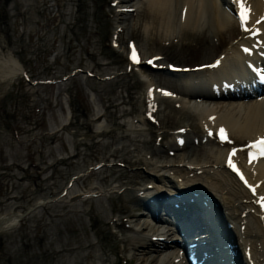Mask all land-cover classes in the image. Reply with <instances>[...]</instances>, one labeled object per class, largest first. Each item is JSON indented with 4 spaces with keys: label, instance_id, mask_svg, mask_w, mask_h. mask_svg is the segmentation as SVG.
<instances>
[{
    "label": "rangeland",
    "instance_id": "rangeland-1",
    "mask_svg": "<svg viewBox=\"0 0 264 264\" xmlns=\"http://www.w3.org/2000/svg\"><path fill=\"white\" fill-rule=\"evenodd\" d=\"M116 1L0 0L1 52H11L26 75L0 95V216L32 207L10 229L0 230V264H140L126 241L147 233L145 220L156 224L160 218L147 214L140 200L148 180L143 167L126 162L138 155L128 134L140 135L163 155L158 161L181 153L168 150L176 148L173 142L162 147L176 130L184 129L181 150L187 156L203 159L218 149L197 136L189 110L179 111L169 99L157 102L159 125L134 120L151 118L147 79L176 85L181 71L169 73L168 64L185 65L188 72L211 62L207 40L195 41L205 36L212 47L215 37L207 28L192 37L178 26L173 34L157 30V23L147 26L144 0L142 12L130 11L136 21L129 29L114 8L131 3ZM128 41L142 54L140 67L127 58ZM144 57L154 58L156 67ZM134 173L144 178L141 186L127 182ZM123 205L130 207L129 216L118 209ZM177 236L174 231L171 241Z\"/></svg>",
    "mask_w": 264,
    "mask_h": 264
},
{
    "label": "bare ground",
    "instance_id": "bare-ground-1",
    "mask_svg": "<svg viewBox=\"0 0 264 264\" xmlns=\"http://www.w3.org/2000/svg\"><path fill=\"white\" fill-rule=\"evenodd\" d=\"M141 1L117 0V3L131 4L126 6L116 4L117 8H114L116 19L127 20V27L129 29L133 27L136 20L130 18L131 12L143 11L142 6L139 5ZM144 1L143 13L148 16L143 20L148 23L147 26L157 23V30L170 34H173L174 28L178 26L179 30L191 31L192 37L193 32L198 34L202 29L207 28L212 38L215 37L217 44L209 47L210 38L207 39L205 36L198 38L195 43L198 42L199 45H205L204 40H207L209 55L213 56V60L208 61L209 63L203 61L205 68L179 72L180 77L176 85L159 84L158 81L147 77L144 93L145 103L151 108L149 110L151 118L137 116L134 120L141 124L146 122L151 126L159 125L160 118L154 117L158 112L157 102L169 99L182 111L189 110L199 126L197 136L206 142H211L212 146L215 144L218 149L210 150L208 152L210 154L206 152L203 159L187 156V153H182L181 150L184 147L181 140L184 129H181L175 131L177 133L171 141L162 144L165 148L173 142L176 148L171 149V147L168 150L181 151V153H171V160L158 161L157 158L163 155L150 150L144 139L137 138L140 135L136 134L137 137L134 135L132 137L128 134L132 150L138 155L135 160L127 159L126 162L143 167V173L148 180L143 189H140L144 193L140 200L144 202L147 214L156 207L155 200L162 196L178 197L191 194L202 207H198L197 203H190L182 205L185 209L176 211L169 203L158 202L161 217L156 221L159 222L152 224L145 220L143 227L147 233L138 239L125 241L135 250L136 259L140 264H189V257L185 254L184 248L187 242L180 237L176 228V222L180 219L189 234L188 242H201L203 244L200 248L208 249L207 252L211 253L212 260L209 264H218L219 260L220 264H264V200H262L264 155L261 154L260 143H255L264 136V93H256L254 86L259 81L253 71L248 72V79L239 77V74L249 66L262 65L264 68V20L256 23V20L264 14V0H243L247 10L246 23L241 22V6L238 0ZM2 47H0V94L11 82L21 77L23 70L21 63L11 52L8 51L6 54L1 52ZM161 111L159 114L162 113ZM182 122L181 120V124ZM221 128L224 129L225 136L222 141ZM141 130L133 129L132 132L135 134ZM231 143L236 145L228 146ZM233 147L237 148L231 155L230 166V161L227 163V155L229 149ZM141 151H149V155L143 157L140 155ZM113 152L112 155L115 156ZM126 179L134 186H141L144 182V178L136 173ZM87 180L89 179L85 181ZM104 183L107 184L108 179L104 180ZM129 208L123 205L118 209L129 216L131 214ZM197 212H202V215H198ZM188 214L195 215L193 225L185 221V216L189 219ZM19 217L20 215L11 212L1 215L0 230L10 229ZM125 220L126 218L123 217L121 224H124ZM174 231L178 236L171 241ZM212 246H215L213 251ZM175 248L178 250L173 252Z\"/></svg>",
    "mask_w": 264,
    "mask_h": 264
},
{
    "label": "snow or ice",
    "instance_id": "snow-or-ice-1",
    "mask_svg": "<svg viewBox=\"0 0 264 264\" xmlns=\"http://www.w3.org/2000/svg\"><path fill=\"white\" fill-rule=\"evenodd\" d=\"M238 3H240V6H241V12H240V19H241V22L242 23H246L247 22V10L245 9L244 7V3H243V0H238ZM220 133H221V138L222 139H225V136H224V129L221 128L220 129ZM256 145H254L255 147ZM260 149H261V154L264 155V141H261L260 142V145H259ZM230 166H231V161H230ZM243 178V177H241ZM262 200H264V198H262Z\"/></svg>",
    "mask_w": 264,
    "mask_h": 264
},
{
    "label": "water",
    "instance_id": "water-1",
    "mask_svg": "<svg viewBox=\"0 0 264 264\" xmlns=\"http://www.w3.org/2000/svg\"><path fill=\"white\" fill-rule=\"evenodd\" d=\"M41 203H36V204H34V206H36V205H40ZM32 207H29L24 213H20L21 215H20V217H19V219L28 211V210H30ZM18 219V220H19ZM18 222V221H17Z\"/></svg>",
    "mask_w": 264,
    "mask_h": 264
}]
</instances>
